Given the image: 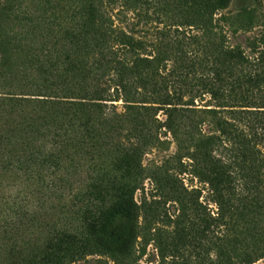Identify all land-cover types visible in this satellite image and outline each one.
Masks as SVG:
<instances>
[{
	"label": "trees",
	"instance_id": "trees-1",
	"mask_svg": "<svg viewBox=\"0 0 264 264\" xmlns=\"http://www.w3.org/2000/svg\"><path fill=\"white\" fill-rule=\"evenodd\" d=\"M25 1L0 0V162L53 200L1 205L0 264H141L149 236L157 264H261L264 0Z\"/></svg>",
	"mask_w": 264,
	"mask_h": 264
},
{
	"label": "rangeland",
	"instance_id": "rangeland-1",
	"mask_svg": "<svg viewBox=\"0 0 264 264\" xmlns=\"http://www.w3.org/2000/svg\"><path fill=\"white\" fill-rule=\"evenodd\" d=\"M254 2V0H251ZM37 3H41V0H26L24 2V6L22 7L23 11L26 10L31 5H37ZM237 4H234L231 6L230 11H235L237 8ZM258 32V29L254 30L253 32L242 35L239 34L237 37H233L230 35V40L232 44L240 43L245 45L246 38L252 37ZM161 119L164 118L161 114L159 115ZM164 137V136H163ZM164 139H168L169 141H172V137L170 135L167 136V138L164 137ZM168 146V145H167ZM176 153V145L175 143H171V145L168 147L165 146V148H158L153 149L148 152V154L143 159L144 167H146L148 170H153V167L155 165H160L164 163L165 161L172 159L173 155ZM185 162V161H184ZM171 167L175 168L176 164L171 165ZM180 180L183 182L185 187L188 188H201L203 185L196 179H193L188 174H181L179 175ZM49 180V176L47 178ZM38 186L33 184V182H30L28 180V174L26 172H22L15 169H6L4 168L3 163L0 162V208L1 205L5 202L13 200L15 197H19L20 199H23L24 201H29L32 205L31 208L35 210V207L37 208V214L38 215H46V212L43 208H41V205H44L45 202H49L50 200V194L46 192V190H38ZM45 193V194H44ZM69 191L64 192V194L69 195ZM157 195L156 187L153 183V180L150 178H147L145 180L144 184V190H139L136 193V200L139 204L141 202L146 203V213L144 218H141V223L144 225L145 223L149 224L153 228V199L154 196ZM49 197V199H48ZM67 200L69 199V196L66 197ZM202 200V199H201ZM164 200H162L161 209L159 212L163 214V212H168V214H174L175 206H173L171 203L164 204ZM54 203L58 204V200L55 199ZM165 205V206H164ZM41 208V209H39ZM211 208L215 210V206L211 205ZM41 218L43 216H40ZM148 219V220H147ZM141 241V239H139ZM141 244V243H140ZM139 244V247L141 245ZM97 257H89L87 261H82L79 264H95L94 260H96ZM157 261H159L158 252L155 248V245L153 243V236H149V245L147 246L145 255L141 258V264H157ZM261 264H264V260L261 261Z\"/></svg>",
	"mask_w": 264,
	"mask_h": 264
}]
</instances>
